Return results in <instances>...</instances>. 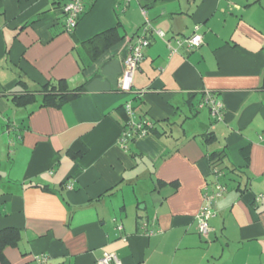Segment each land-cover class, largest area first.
I'll return each instance as SVG.
<instances>
[{"label":"crops","instance_id":"0c3cea01","mask_svg":"<svg viewBox=\"0 0 264 264\" xmlns=\"http://www.w3.org/2000/svg\"><path fill=\"white\" fill-rule=\"evenodd\" d=\"M66 1L0 0V231H18L0 264L42 253L95 264L105 252L121 264H264V0H92L70 32ZM146 22L150 42L121 92ZM196 27L202 43L189 49ZM109 29L120 38L92 59L84 42ZM67 89L78 90L53 100ZM127 102L152 129L122 145ZM221 150L226 189L205 237L196 215Z\"/></svg>","mask_w":264,"mask_h":264},{"label":"built area","instance_id":"2783aa9c","mask_svg":"<svg viewBox=\"0 0 264 264\" xmlns=\"http://www.w3.org/2000/svg\"><path fill=\"white\" fill-rule=\"evenodd\" d=\"M86 1L92 0H68L63 8L65 28L68 32L72 31L77 23L79 18L84 12ZM130 1V0H125ZM143 32L141 35L137 36L134 42L129 45L128 53L123 60V71L119 80L118 90L125 93L132 92L133 85V74L134 71L138 68L140 61L143 58V49L149 44L148 38L145 36L146 31H149V24L146 22L143 26ZM162 35V34H160ZM182 43L189 49H195L202 43V34L195 31L187 36ZM210 103V113L216 119H221L222 115V104L220 101L207 98V102ZM125 113L127 120L125 123V128L123 130L122 136L120 138L121 144H125L126 141L132 140L135 137L145 136L149 133L152 128V123L147 118L143 116H138L130 102H127L124 105ZM213 173L215 175L214 189L212 191H205L203 193V203L201 204L199 211L196 215L197 220V231L201 236H207L210 231L209 219L214 215V212L211 208L212 202L215 196L221 194L225 191V186L218 182L217 177L220 176L221 170L217 167H212ZM70 185H67V188H70ZM118 229H121L122 226L118 225ZM142 228L145 229V224L142 225ZM150 235L152 231L146 230ZM48 256L46 254H38L35 256L36 264H46ZM95 264H121L119 258L115 253L105 252L100 258L96 259Z\"/></svg>","mask_w":264,"mask_h":264},{"label":"trees","instance_id":"16d2710c","mask_svg":"<svg viewBox=\"0 0 264 264\" xmlns=\"http://www.w3.org/2000/svg\"><path fill=\"white\" fill-rule=\"evenodd\" d=\"M64 4H63V6H64ZM62 10H63V8H62ZM63 14H64V12H63ZM144 33H145V36L148 38V40L150 42V39H149V37L147 35L148 31H146ZM139 35H141V34H137V36H139ZM119 38L120 37L117 34V31L115 29H109V30L103 31V32L93 36L89 40L85 41L84 45H85L88 53L90 54L91 58L95 59V58H97L100 55V53L104 49H106L111 44H113L116 41H118ZM41 90L46 92V93L47 92H51L53 90H55L56 92L57 91L59 92L58 88H56L54 85H46V86L42 87ZM76 90H78V89H75V90H68L67 89V90L63 91L62 93H60L59 95H57V97H52V98H53V100L57 99L59 102H63V101L69 100L72 97H74L76 95V93H77ZM44 95H45L44 97L48 96L47 94H44ZM49 99H50L49 97H48L47 100L45 99L46 103L49 102ZM14 100L20 101V96H15ZM51 104H55L54 101ZM204 135H205V140L207 142L211 141V140H209L210 138L211 139L213 138L212 132H205ZM223 153H224L223 150H221V151H212L211 153H209L208 159H209L210 165L212 167H216L217 165H220V161L223 158ZM242 156H243L244 160L247 162V160H248V151H247V149H244L242 151ZM17 240H18V231L17 230L9 228V229H4V230L0 231V254H1L2 248L5 245L15 244L17 242Z\"/></svg>","mask_w":264,"mask_h":264},{"label":"rangeland","instance_id":"374dc122","mask_svg":"<svg viewBox=\"0 0 264 264\" xmlns=\"http://www.w3.org/2000/svg\"><path fill=\"white\" fill-rule=\"evenodd\" d=\"M141 28L143 29L144 27L142 26Z\"/></svg>","mask_w":264,"mask_h":264}]
</instances>
